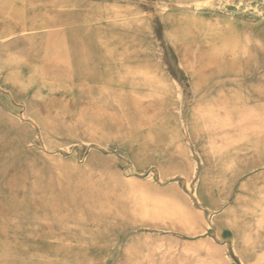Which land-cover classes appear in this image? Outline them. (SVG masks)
I'll use <instances>...</instances> for the list:
<instances>
[{
  "label": "rangeland",
  "instance_id": "rangeland-1",
  "mask_svg": "<svg viewBox=\"0 0 264 264\" xmlns=\"http://www.w3.org/2000/svg\"><path fill=\"white\" fill-rule=\"evenodd\" d=\"M223 1L0 0V264H264V0Z\"/></svg>",
  "mask_w": 264,
  "mask_h": 264
},
{
  "label": "bare ground",
  "instance_id": "bare-ground-1",
  "mask_svg": "<svg viewBox=\"0 0 264 264\" xmlns=\"http://www.w3.org/2000/svg\"><path fill=\"white\" fill-rule=\"evenodd\" d=\"M239 1L238 3L241 4V3H244L246 2L247 0H237ZM196 5L198 7L200 6H203V5H208L209 7H212V8H217V5H219L220 9H221V12L224 14V15H227V16H233L229 10V8H227L225 2L223 0H197V3ZM238 5V4H237ZM241 6V5H240ZM197 7V8H198ZM248 9V8H247ZM214 11V10H213ZM66 65V64H65ZM68 72V71H67ZM229 117V116H228ZM229 122V121H228ZM227 122V123H228ZM226 123V122H225ZM230 123V122H229ZM228 123V125H229ZM225 126V125H224ZM223 126V127H224ZM226 127V126H225ZM210 128V127H209ZM244 132V131H243ZM228 142V141H227ZM179 225V224H178ZM177 226V225H176ZM175 227V226H174ZM176 228V227H175ZM182 229V228H181ZM149 246V245H148ZM182 252V250H181ZM198 262V261H197ZM200 262V260H199ZM199 264V263H198Z\"/></svg>",
  "mask_w": 264,
  "mask_h": 264
},
{
  "label": "built area",
  "instance_id": "built-area-1",
  "mask_svg": "<svg viewBox=\"0 0 264 264\" xmlns=\"http://www.w3.org/2000/svg\"><path fill=\"white\" fill-rule=\"evenodd\" d=\"M226 1H236V0H226Z\"/></svg>",
  "mask_w": 264,
  "mask_h": 264
}]
</instances>
